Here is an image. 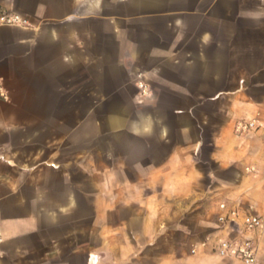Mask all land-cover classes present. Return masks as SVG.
<instances>
[{
  "label": "crops",
  "instance_id": "0c3cea01",
  "mask_svg": "<svg viewBox=\"0 0 264 264\" xmlns=\"http://www.w3.org/2000/svg\"><path fill=\"white\" fill-rule=\"evenodd\" d=\"M1 11L0 264H242L216 246L247 235L264 264V223L217 220L264 222V0Z\"/></svg>",
  "mask_w": 264,
  "mask_h": 264
},
{
  "label": "built area",
  "instance_id": "2783aa9c",
  "mask_svg": "<svg viewBox=\"0 0 264 264\" xmlns=\"http://www.w3.org/2000/svg\"><path fill=\"white\" fill-rule=\"evenodd\" d=\"M0 24H29L28 20L16 12L0 13ZM257 121L255 118L239 119L234 124V132L238 135H245L256 129ZM219 213L217 220L221 223L233 221L240 218V224L244 230L250 231L259 229L262 226V217L251 210V208L241 211L236 206H228L225 201L218 203ZM3 235L0 230V251ZM258 245L250 236L236 238H221L218 240L216 251L221 256L232 257L239 260L242 264H258L257 260ZM195 249L192 248L191 252Z\"/></svg>",
  "mask_w": 264,
  "mask_h": 264
},
{
  "label": "rangeland",
  "instance_id": "374dc122",
  "mask_svg": "<svg viewBox=\"0 0 264 264\" xmlns=\"http://www.w3.org/2000/svg\"><path fill=\"white\" fill-rule=\"evenodd\" d=\"M2 12H4V11H1L0 13H2ZM145 102H146V100H139L137 106L138 107H145L146 106Z\"/></svg>",
  "mask_w": 264,
  "mask_h": 264
}]
</instances>
